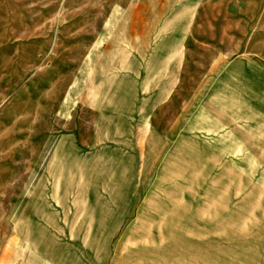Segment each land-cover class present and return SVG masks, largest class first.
Segmentation results:
<instances>
[{
    "label": "rangeland",
    "instance_id": "obj_1",
    "mask_svg": "<svg viewBox=\"0 0 264 264\" xmlns=\"http://www.w3.org/2000/svg\"><path fill=\"white\" fill-rule=\"evenodd\" d=\"M0 264H264V0H0Z\"/></svg>",
    "mask_w": 264,
    "mask_h": 264
}]
</instances>
